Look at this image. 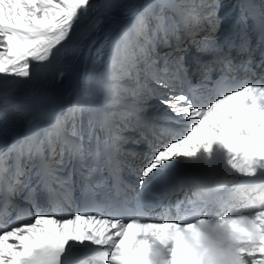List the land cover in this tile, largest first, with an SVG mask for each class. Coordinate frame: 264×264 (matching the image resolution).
<instances>
[{
  "label": "snow or ice",
  "instance_id": "obj_1",
  "mask_svg": "<svg viewBox=\"0 0 264 264\" xmlns=\"http://www.w3.org/2000/svg\"><path fill=\"white\" fill-rule=\"evenodd\" d=\"M224 8L225 0H143L134 11L123 0H0V137L20 126L0 153V202L5 212L16 198L36 207L31 222L0 231V264H154L142 236L171 243L168 264H217L220 253H197L187 242L184 233L194 231V223H124L123 203L107 205L114 216L96 213L97 189L120 183V131L133 124L189 122L152 149L138 171L141 187L168 162L201 152L211 157L217 146L241 176L264 174V76L256 83L239 79L253 71L252 33L264 46V11L249 3L225 28ZM101 25L109 31L97 47L88 39ZM85 47L92 64L76 100L61 109L38 99L34 85L53 73L62 78L60 69ZM26 88H32L27 99H7ZM153 100L167 113L145 115ZM76 175L87 211L63 219L42 214L38 198L54 211L75 204ZM223 222L237 245L233 264H264V211L250 226L235 218ZM85 246L102 254L74 251Z\"/></svg>",
  "mask_w": 264,
  "mask_h": 264
},
{
  "label": "clouds",
  "instance_id": "obj_2",
  "mask_svg": "<svg viewBox=\"0 0 264 264\" xmlns=\"http://www.w3.org/2000/svg\"><path fill=\"white\" fill-rule=\"evenodd\" d=\"M190 171L195 174V178L183 183L191 194L188 203L190 207L199 213L216 209L224 215L215 221L198 219L194 222L195 230L185 232L184 236L197 253L207 249L210 254H221L217 264H233L231 255L237 245L228 224L223 221L235 218L242 221L244 226H250L249 222L254 219L255 213L264 211V174L241 176L228 164L221 168L206 166ZM141 239H147L151 247L155 242L161 243L152 236H142ZM243 264H247V261Z\"/></svg>",
  "mask_w": 264,
  "mask_h": 264
},
{
  "label": "bare ground",
  "instance_id": "obj_3",
  "mask_svg": "<svg viewBox=\"0 0 264 264\" xmlns=\"http://www.w3.org/2000/svg\"><path fill=\"white\" fill-rule=\"evenodd\" d=\"M123 3L128 6L129 9L134 11L136 7H138L143 0H123ZM129 14H131L129 12ZM123 20V17H121ZM109 31L108 25H101L98 31L93 32L88 39V43L91 40L96 39L97 43L95 46H99L101 42H103L104 35ZM87 51L86 47L80 52L78 56H76L69 64L64 65L60 70L64 72V76L62 78H57L58 73H53L48 77L47 81H42L34 85L36 89L37 98L39 99L44 94H49L53 100V103L58 105L61 109L63 105L68 103L71 100V96L73 93V85L72 80L75 75L85 74L86 70L91 69L92 59L89 57L87 61H85L84 53ZM105 52L103 56L99 60L100 67L103 66L104 63L108 60V54ZM32 94V88H26L21 92H17L13 98V102H18L24 99H27ZM153 107L158 106L157 103H151ZM158 108V107H156ZM151 107L148 111H151ZM19 125H14L15 130H19Z\"/></svg>",
  "mask_w": 264,
  "mask_h": 264
}]
</instances>
